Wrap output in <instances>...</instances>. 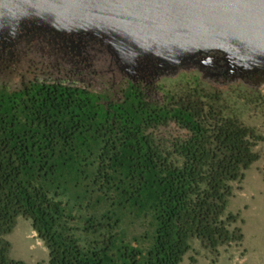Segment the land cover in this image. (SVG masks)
Instances as JSON below:
<instances>
[{"label": "trees", "instance_id": "16d2710c", "mask_svg": "<svg viewBox=\"0 0 264 264\" xmlns=\"http://www.w3.org/2000/svg\"><path fill=\"white\" fill-rule=\"evenodd\" d=\"M251 79L215 87L183 69L159 101L126 78L119 98L71 80L0 83V264H25L4 239L18 217L46 264H179L192 239L215 255L239 245L226 204L264 141L239 119Z\"/></svg>", "mask_w": 264, "mask_h": 264}, {"label": "water", "instance_id": "95a60500", "mask_svg": "<svg viewBox=\"0 0 264 264\" xmlns=\"http://www.w3.org/2000/svg\"><path fill=\"white\" fill-rule=\"evenodd\" d=\"M21 37L96 44L133 82L186 68L264 82V0H0V77Z\"/></svg>", "mask_w": 264, "mask_h": 264}, {"label": "rangeland", "instance_id": "374dc122", "mask_svg": "<svg viewBox=\"0 0 264 264\" xmlns=\"http://www.w3.org/2000/svg\"><path fill=\"white\" fill-rule=\"evenodd\" d=\"M23 39L24 37H21L19 42L21 52H18L19 58L13 67L14 71L10 75L0 77V83L14 88L25 80H71L81 82L91 90L110 91L114 93L115 98L120 97V84L123 78H128L118 71L110 57L98 45H85L75 38L71 39L72 42L55 40V43L48 38H34L28 42ZM81 44L85 45L86 52L79 48ZM77 49H80V55L85 58L79 63L84 65L83 69L77 68L78 65L76 67L72 62L78 58ZM70 59L72 61H69ZM182 70L141 80L146 96L159 101V87H175L176 81L173 79H176ZM184 70L188 71L190 68ZM234 80L236 79L213 77L212 83L215 87H223ZM137 81L140 80L135 82ZM244 83L253 92L244 93L246 102L239 107V119L264 138V82L244 80ZM171 129L175 130L174 127ZM256 151L259 159L244 172L241 181L232 183V196L228 199L225 209L226 214L237 218L232 227L240 229L241 243L220 247L215 255L204 249L199 241L192 239L190 250L179 264H264V141L257 145ZM4 239L10 244L11 259L25 264L47 263L48 252L32 231L29 220L18 217L13 230Z\"/></svg>", "mask_w": 264, "mask_h": 264}, {"label": "flooded vegetation", "instance_id": "af4514ba", "mask_svg": "<svg viewBox=\"0 0 264 264\" xmlns=\"http://www.w3.org/2000/svg\"><path fill=\"white\" fill-rule=\"evenodd\" d=\"M85 45H89V43L87 44H85ZM85 45H84V48H82L81 50H82V52H86L85 51ZM21 45H16L13 49H12V55L11 56H9L7 59L8 60H10V62H13V61H17L18 60V58H19V54H18V52H21V50L19 49V47H20ZM22 55H23V53H22ZM77 56H78V58H75V59H73V61L70 59L69 61H72L74 64V66L76 65V67H77V65H78V67L77 68H79V69H83V66L84 65H79V63L81 62V61H84L85 60V58L84 57H82L81 55H80V51H79V54H76ZM5 60V57H4V59L2 60V62ZM4 63V62H3ZM69 63V62H68ZM8 66V65H7ZM7 66H5L6 68H8Z\"/></svg>", "mask_w": 264, "mask_h": 264}]
</instances>
